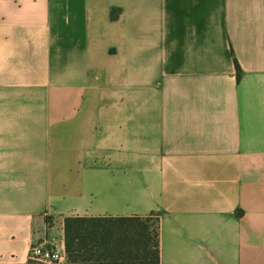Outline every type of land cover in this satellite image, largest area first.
Instances as JSON below:
<instances>
[{
  "label": "crops",
  "instance_id": "1",
  "mask_svg": "<svg viewBox=\"0 0 264 264\" xmlns=\"http://www.w3.org/2000/svg\"><path fill=\"white\" fill-rule=\"evenodd\" d=\"M152 212L161 264H264V0H0V264Z\"/></svg>",
  "mask_w": 264,
  "mask_h": 264
},
{
  "label": "trees",
  "instance_id": "2",
  "mask_svg": "<svg viewBox=\"0 0 264 264\" xmlns=\"http://www.w3.org/2000/svg\"><path fill=\"white\" fill-rule=\"evenodd\" d=\"M63 227L65 264H161L158 212L145 217H68Z\"/></svg>",
  "mask_w": 264,
  "mask_h": 264
},
{
  "label": "built area",
  "instance_id": "3",
  "mask_svg": "<svg viewBox=\"0 0 264 264\" xmlns=\"http://www.w3.org/2000/svg\"><path fill=\"white\" fill-rule=\"evenodd\" d=\"M29 259L36 264H65L66 253L64 248L49 249L43 245H33L29 251Z\"/></svg>",
  "mask_w": 264,
  "mask_h": 264
}]
</instances>
